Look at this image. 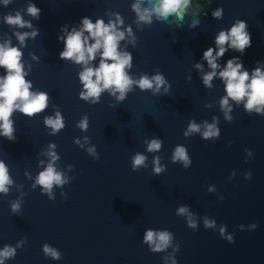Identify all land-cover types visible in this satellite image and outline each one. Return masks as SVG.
Segmentation results:
<instances>
[{
  "label": "water",
  "instance_id": "95a60500",
  "mask_svg": "<svg viewBox=\"0 0 264 264\" xmlns=\"http://www.w3.org/2000/svg\"><path fill=\"white\" fill-rule=\"evenodd\" d=\"M28 2L11 0L5 6L0 0V43L11 37L13 45H18L12 33L32 30L3 21L4 15L16 11L31 20L26 15ZM133 2L33 0L41 9L39 20L32 21L39 35L26 41L22 63L29 72L25 79L33 83L30 91L48 92L50 98L44 112L32 118L13 113L16 141L0 137V160L11 181L6 185L7 195L0 193V250L5 244L16 247L26 240L16 247L15 258L4 264H173L174 259L177 264H264V116L255 109L249 115L246 101L237 104L229 99L232 111L228 114L234 119L225 120L219 103L226 95L222 82L214 78L213 87L206 88L203 73L194 67L202 63L204 72L210 71L201 59L203 52L214 47L216 33L236 19L248 24L251 47L243 56L229 50L219 63L223 66L240 56L251 71L256 61L264 62V0H192L187 15H170L166 21L153 16L151 26L134 23ZM217 7L224 10L221 20L211 15ZM109 11L119 12L125 27L131 25L137 37L135 47L121 42V49L133 56L132 68L126 69L129 76L151 78L158 69L170 88L166 83L153 95L155 85L145 91L133 85L134 91L119 103L110 90L102 92L96 104L79 98L82 68L59 58L63 43L58 34L62 26L70 29L85 16L107 23ZM195 20L199 25L190 28ZM56 111L61 112L65 126L53 135L44 117H55ZM85 114L89 126L81 130L77 124ZM213 117L219 136L205 141V121L212 124ZM189 121L198 124L200 131L186 137L183 133ZM152 139L162 141L159 151H147ZM52 144L55 147H49ZM177 146L185 147L192 160L186 170L183 161L172 160ZM245 149L253 155L248 156ZM50 152L58 159L53 161ZM137 153L147 159L134 172L131 158ZM154 157L160 158L156 165ZM49 163L64 180L62 185H53V199L35 184ZM156 166L163 171L154 173ZM249 171L252 176L246 179ZM11 203H19L16 213ZM180 207L187 212L177 215ZM189 214L196 231L187 227ZM205 219L215 221L214 226L205 229ZM253 223L256 228L251 227ZM147 228L172 232L170 246L163 252H150L142 243ZM229 236L234 237L233 243L226 240ZM176 242L178 252L174 251ZM45 243L62 258H46Z\"/></svg>",
  "mask_w": 264,
  "mask_h": 264
},
{
  "label": "clouds",
  "instance_id": "9594fccd",
  "mask_svg": "<svg viewBox=\"0 0 264 264\" xmlns=\"http://www.w3.org/2000/svg\"><path fill=\"white\" fill-rule=\"evenodd\" d=\"M11 0H3V4L7 6ZM192 7V0H134L131 4V10L135 13V20L138 26L147 24L152 25V17L155 16L158 21H166L170 15L183 17L187 15ZM223 8L217 7L211 12V15L216 20L223 19ZM41 9L29 0L26 6V15L30 16L31 20L24 19L20 11H16L15 15L9 13L3 16V21L10 27L19 29L29 28L31 31H14L12 33L18 41V45H13L11 37L0 43V69L4 70V74L0 75V137L8 141H16L15 136V121L11 119L14 112L18 111L26 117L32 118L38 113L44 112L48 107L49 94L45 91L32 92L33 87L31 80L25 79L29 72L25 71L22 57L24 55L22 49L27 47L26 41L35 39L39 35V29L34 27L32 21L39 20ZM108 20L97 17L95 21L85 16L81 18L78 25L72 26L69 29L68 25L62 26L58 39L63 43V50L59 52V58L63 61L71 62L75 65H80L82 70L78 73V79L83 86L79 92V98L91 104L100 102L101 93L105 90H110L109 95L114 96L117 103L126 98L128 92L134 91L133 85L141 91L153 89L152 93L156 95L161 86L168 84L171 87L166 77L157 69L156 74L151 78L147 74L140 76L138 80H133L126 69L132 68L133 56L131 52L121 49V42L127 41L133 47L136 46L137 37L133 34L131 25L125 27L124 19L119 12L109 11L106 13ZM114 17V19H113ZM199 20H195L189 27L198 26ZM128 37H131L129 40ZM175 42V41H174ZM127 43L124 48H127ZM251 47V34L248 31V24L241 19H236L235 22L227 29L219 30L214 38V47H208L202 55V60L206 62L210 71L204 72V64L196 63L194 67L203 73L201 76L203 85L211 89L212 81L219 79L223 84V90L226 95H223L219 101L221 110L224 112L225 120L233 121V117L229 116L232 111V106L229 104V99L239 104L244 103L246 112L250 115L255 109L258 115L264 116V62L256 61L255 67L249 71L244 67L240 56L245 54L247 48ZM229 50L239 52L240 56H234L226 61L222 66L219 61L224 57ZM34 59L39 61V57L34 54ZM98 60V64H97ZM111 61V62H109ZM31 65L29 66V71ZM95 77V79H93ZM190 80V75L187 77ZM168 88H165V94L168 93ZM119 92V96H116ZM111 106V105H110ZM53 107H57L53 105ZM216 117H213L214 123L208 124L205 121L206 130L202 133V138L207 141L211 137L219 136V129L216 127ZM44 124L50 127V134H57L64 128V118L60 111L55 112V117L45 116ZM89 126V117L87 114L77 124L81 130H87ZM200 126L194 121H189L188 130L183 134L189 136L191 133L199 132ZM87 139V138H85ZM79 143V141H75ZM232 141L228 144L231 146ZM162 141L152 139L148 142L147 151L155 152L161 149ZM49 147H55L54 144ZM93 148L88 151L93 152ZM248 156L253 153L249 149H245ZM49 155L55 161L58 157L55 153L50 152ZM99 159V155H97ZM146 156L137 153L131 158V169L139 171L141 166H145ZM159 157H154L153 164L159 163ZM173 162L183 161V168L186 170L192 164V160L187 154V149L183 146H177L172 157ZM247 162V160L245 161ZM154 173L159 174L163 171L161 166H156L153 169ZM252 173H247L246 179H250ZM11 181L8 176V171L5 163L0 160V193L7 195L8 188L6 185ZM64 180L60 173H57L53 167V163H49L47 168L39 173L36 177L35 184L49 194V199H53L51 189L53 185H62ZM35 187V185H33ZM63 195V194H62ZM223 198H221V202ZM19 209V203H11V210L16 213ZM187 212L186 207H180L177 215H183ZM187 227L196 231L197 225L188 215ZM215 221L205 219V229L213 227ZM252 228H256L255 223ZM221 237L223 236L224 228L220 230ZM174 234L168 230H153L147 228L144 232L142 243L148 245V249L152 253L165 251L172 243ZM229 243L234 242V237L229 236L226 239ZM26 240L17 243L16 247H21ZM16 247L5 244L0 250V264H4L7 259H14L16 256ZM180 249L179 242H176L174 251ZM43 254L46 258L51 257L55 260H60L62 254L55 248L50 247L47 243L42 246ZM166 259V258H165ZM173 264H177V260H173Z\"/></svg>",
  "mask_w": 264,
  "mask_h": 264
}]
</instances>
